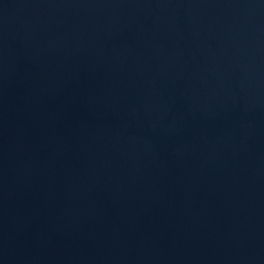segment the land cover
<instances>
[{"label": "water", "instance_id": "water-1", "mask_svg": "<svg viewBox=\"0 0 264 264\" xmlns=\"http://www.w3.org/2000/svg\"><path fill=\"white\" fill-rule=\"evenodd\" d=\"M0 264H264V0H0Z\"/></svg>", "mask_w": 264, "mask_h": 264}]
</instances>
